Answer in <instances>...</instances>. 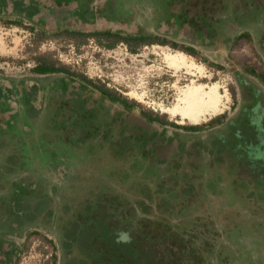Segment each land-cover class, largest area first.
<instances>
[{
	"label": "rangeland",
	"instance_id": "1",
	"mask_svg": "<svg viewBox=\"0 0 264 264\" xmlns=\"http://www.w3.org/2000/svg\"><path fill=\"white\" fill-rule=\"evenodd\" d=\"M208 1L206 5L194 2L192 10L197 16L202 9L217 10L215 16L217 21L215 20L214 24L218 27L215 30L218 29L224 38L226 46L222 48L209 43L205 44L207 47H202L187 40L183 33L178 35L179 43L172 45L170 43L174 41L172 31L159 30L156 26L161 16L166 15L168 8L163 0H142L141 3L132 0L130 6L128 4L129 13L141 23V31L157 30L163 31L166 35L162 43L138 44L136 51H131L126 43L120 41L108 47L106 44L111 38L99 39L92 36L90 34L92 27L89 26L83 27L84 30L81 32L58 29L54 24L63 23L62 17L51 16L50 19L44 17L40 19L42 23L37 24L35 20H38L40 15L36 14L32 20L23 13L10 11L8 3L4 7L0 6V79L6 81L4 84H7V89L14 96L22 95L23 81L28 79L38 80V83L46 88L42 92L44 103L43 105L41 103L40 114L37 117V110L31 105L30 109H26L22 102L19 104L17 102L15 108L0 107V169H11L2 177L1 216L11 212L16 214L17 211L13 209L12 204L15 202V196L21 195L22 201L32 200L30 195L33 197L41 195L40 198L52 195L58 215L61 213V205L71 203V198L81 200L86 197L93 198V195L102 194L104 191L109 198L115 200V203H119L118 210L126 207L128 201L130 204L132 200L154 202L151 197L153 190L157 192V196L160 197L157 200L160 201L161 194L164 193L160 181L177 180V174L168 173L156 164L151 166L145 164L146 156L138 150L139 148L131 147L126 158L115 154L112 149L118 147V137H123L120 136L121 131L117 133L116 138L112 133L113 130L118 131V128L114 127L117 125L115 122L120 120L118 114L114 113L117 109L108 104L97 108L93 115L91 112L81 113V116L89 115L91 119L76 123L64 122L67 117L62 116L63 108L60 106L57 97L59 94L56 91L68 88L67 82L60 81L61 85L56 82L53 87L48 85L58 80L57 77H63L81 86L78 94L86 92L85 89L92 92L93 87L97 85L108 88L116 95H120V98L131 107V112L123 117V124L128 127L133 126L135 117L144 111L164 120L166 123L161 125L165 127L158 125L161 130L178 135L180 140L204 135L209 132L208 129H218L217 122L226 120L234 113L236 98H240L238 74L248 78L245 67L248 69L252 67L253 71L263 74V80H257L255 74L249 76V79L264 89V53L258 46V40L264 30V0H215L211 4ZM20 8L16 10L21 11ZM66 23L65 26L70 24ZM61 26L63 27L59 25ZM116 28H120V24H117ZM241 31L251 35L241 37L239 36ZM180 45L190 48H192L190 45H194L193 50L197 55L186 53ZM39 61L66 67L69 72L36 74L33 68ZM191 94L200 95L192 101L189 100ZM81 100L79 97L74 106L78 107ZM93 102L104 105V102L95 96ZM189 102L195 103V109L185 112L184 109ZM25 116L36 118L28 121ZM107 117L111 123H105ZM216 117L218 120H215ZM23 122L30 123L31 133L25 136L26 138H16V131ZM167 122H173L176 126ZM190 126L202 128L193 129L197 132L190 133V130H187ZM15 129L17 130L14 131ZM70 133L72 136H68ZM83 140L85 141L82 142ZM128 143L120 141L119 147L128 148ZM227 143L222 135L217 134V141L213 146L202 143L201 148L209 153L207 154L209 157L210 154H216L219 159H222L221 154L224 153H229L232 160L235 156L237 158H240L238 155L244 156L235 152L233 147L229 148ZM22 153L27 155L23 156ZM155 156L159 158L157 152ZM208 156L203 157L207 160ZM245 159L241 162L243 163ZM217 161L215 164L206 162L203 168L200 164L199 166L187 164L191 173L198 174L217 167L215 168L217 171L204 179V184L196 182L191 185L187 182L184 169H181L185 166L177 160H171L172 169H181V174H178L181 180L178 186L179 193L178 190L174 191L171 188L166 196L174 203H182V196L195 200L186 210L193 213L192 221L205 223V226H200L210 232L208 251L205 253L211 262H218L220 248L231 246L237 248L238 245H242L239 246V250L242 251L241 264L251 263L248 252L245 251L254 254L256 264H264V187L259 185L253 187L247 180L245 182L239 180L238 167L235 165L230 167L228 163ZM232 162L237 165L236 161ZM258 165H263V162L259 161ZM263 180L264 176L261 182H264ZM13 182L18 185L14 186L16 189L11 188ZM136 182L154 183L150 187L147 184L138 187L145 199L141 193L133 191ZM101 198L93 200L96 209H101L105 205ZM93 202L88 201L83 205L86 206L85 212L94 210ZM38 206H41L40 202ZM147 207L145 206V209ZM21 208L25 209L26 206L21 205ZM62 212L68 213V208L64 206ZM173 212L162 211L160 208L151 213L145 212V215L164 221L173 218L170 215ZM20 213H23L22 210ZM96 218L97 221L91 226L93 233L102 235L106 233L105 229H110L111 221L104 214H97ZM40 222L39 225L27 226L15 233H4L17 252L14 264L61 263L63 255L59 238L60 227L46 224L43 219H40ZM236 229L239 231L240 243H235L236 239H233L234 236L237 237L234 231Z\"/></svg>",
	"mask_w": 264,
	"mask_h": 264
},
{
	"label": "flooded vegetation",
	"instance_id": "2",
	"mask_svg": "<svg viewBox=\"0 0 264 264\" xmlns=\"http://www.w3.org/2000/svg\"><path fill=\"white\" fill-rule=\"evenodd\" d=\"M131 1L132 0H0V6L4 7V5L8 3L10 11L23 13L32 20H34L36 14L40 15L39 19L35 20L37 24H41L42 21L40 19H43L44 17H48L46 19H50L51 16L58 18L62 17L64 19L63 23L56 22L54 25H56L58 29L64 31L81 32L84 30L83 27L89 26L92 27L90 32L92 36H95V34H93L95 31H121L120 33L122 34L137 33L138 35L145 36V39H143L141 43H162L164 38H166L163 31L157 32V28H155L156 32H153L154 30L150 32L141 31V23L137 18L133 17V14H130V10L127 9L128 4L130 6ZM137 1V3H141L140 1L142 0ZM163 1L167 3L166 5L168 8L166 9V15L161 16L156 26L159 30L167 31V29H170L169 31H172L171 35L174 36V41L170 42L172 45H174V43L175 45L179 43L177 40L179 37L178 35L183 33L187 40L193 41L202 47H207V45H205L206 43H209V45H213L214 47L219 46L220 48L226 46L224 38H222V33H220L218 29L215 30L218 28L214 24L217 10L214 11L209 8L203 11L202 9L200 10V13H198V16L192 10L195 6L193 5L194 2L198 1V4L206 5L207 0ZM214 1L215 0H209L208 2L211 4ZM211 6L212 5H210V7ZM18 7H21V11L16 10ZM126 11L128 13H126ZM206 14L208 15L206 16ZM199 17H201V19H199ZM65 21L70 22V24L65 26L64 24H67ZM117 24H120V28H116ZM59 25H63V27H59ZM239 34L241 37L249 34L251 35V33L244 31H241ZM190 46L193 49L194 45ZM258 46L264 53V30L261 32ZM180 47L186 53L197 55L195 52L191 53L188 50H185L190 47L184 45H180ZM214 55L217 57L216 54ZM245 68L247 69L245 74L248 75V78H244L242 74H238L240 98H236L237 103L233 108V115L226 118V120L217 122L218 129H208L209 132L204 135L193 136L185 140H180L181 138L178 135H171L169 132L161 130V127H165V125H161L165 121L160 119L157 115L149 114L148 116H145L139 114L135 117L134 125L128 127L123 124V117H125L126 113L129 111L131 112V107L125 104L124 101V103H122L118 101L110 102L102 100L104 105H98L93 102V91L91 92L88 89H85L86 92L78 94V91L81 88L79 84L73 83L63 77H57L58 80L54 79L55 81L50 83L48 87H53L56 85V82L61 85L60 81L63 80L67 82L68 88L63 90L57 89L56 91V93L58 92L59 94L57 97L60 100V106L63 108L62 116L67 117L64 122L76 123L78 121L91 119L89 115L81 116V113L90 114L91 112L92 114L101 107L112 104V106L117 109L114 113L118 114L117 117L120 119L119 122H115L117 125L114 127L118 128V131L113 130L112 133L114 138H116L117 133L121 131L120 136L123 135V137H118V143L120 144V141L125 142V144L127 141L129 142L127 144L128 148L124 149L119 147L118 144L120 150H116L115 148L112 149L115 154L122 155L126 158L127 153L130 150L129 144H131V147L139 148L138 150H141V152L144 153L146 156V159H144L146 160L145 164L150 166L156 164L157 166L162 167L164 171H168V173L171 172L172 174L174 173V175L177 174V180L160 181V186L164 188V193L161 194L162 198L160 201L157 200L160 198L157 196V192L148 189L149 191H152L151 197L155 200H153L154 202H151V204H156L151 206L154 207V211H157L160 208L162 211H174L173 214H170L173 218L164 221H162V219H156L155 217L154 219L149 218L144 212L145 205L141 204L145 202L139 200H132L130 204V201H128L126 207H121L118 210L119 203H115L113 198H109L105 191L102 194L96 196L93 195V198L86 197L82 200L79 198L77 199L76 197L71 198V203L67 202L64 203L63 206L61 205L60 215L56 213V209L53 205L54 197L52 195L42 197L47 198V200L40 198L41 195L35 197L30 195L32 196V200L30 201H22V195L15 196L16 199L12 204V207L13 209H16V214L11 212L6 216L0 215V264H14L15 256L17 254L9 239L4 236V233H15L24 229V227L39 225L41 223L40 219H43L46 224H50L51 226L58 225L61 229V235L59 238L63 256L60 264H241L240 255H242V251L239 250V246L242 245H238L237 248L233 246L220 248L221 250L218 251L217 255L218 262H211L209 259L210 257L205 253L208 251V236L210 237V232L207 228H205L206 231L204 227L200 226H205V223H200L195 220L192 221L191 218L194 217L193 213L186 210L195 200H190L187 197L182 196V203L178 202V204L177 202L174 203L172 200L168 199L166 195L167 193H170L171 188L174 191L178 190L180 183L179 180H181V176L178 174H181V169H184L185 176L188 178L187 182L191 185L196 184V182L204 184V179H206L210 173L217 171V167H212L211 169H206V171L200 174L194 172L191 173L187 164L190 163L191 165L193 164V166L200 164V167L203 168V165H205L206 162L215 164L218 162L217 160L222 163H228V166L230 167H233L234 165L238 167L239 172L237 173L240 175V177H238L239 180L244 182L247 180L248 184L253 187L258 185L264 187V182H261V179L264 176V89L259 86L257 82L249 79V76L255 74L257 80H263V74L253 71L254 68L252 67L250 69L247 67ZM54 73L58 74L63 72H36V74ZM23 82V91L20 97L12 95L7 89V84H4L6 81L0 79V107L6 106L15 108L17 107V102L18 104L22 102L26 109H30L29 105H31L37 110V117L40 114L39 109L41 103L44 101L42 92H44L45 90L43 89L46 88L43 87L40 82L38 83V80L35 81L28 79ZM94 91L97 90L94 89ZM79 97L83 101L81 100L79 106L75 107L74 102L79 100ZM94 106H97L96 109H93ZM76 109H78V111H76ZM72 110L75 111L71 112ZM36 117L33 116L32 118H26L29 121ZM63 117L61 119L62 121ZM77 118H79V120H76ZM105 123H111V120L107 117L105 118ZM30 127V123L23 122L18 130H14H17L16 138H26L25 136H28L31 133V130H29ZM187 130H190V133L197 132L193 129ZM217 134L222 135L225 141H228L227 144L229 145V148L233 147L235 152L237 151V153L244 154V156L238 155L240 158L235 156L233 159L237 162V165L232 162L233 160L230 158L229 153L221 154L222 160L219 159L216 154H210L211 157H209V153L204 152L203 148H201L202 143L213 146L217 141ZM68 136H72L71 133ZM132 139H135L137 144L130 141ZM192 140L194 142H192ZM185 148H187V150ZM115 150L118 151V153ZM189 151H192L193 153H189ZM155 152H157L159 158H156ZM22 154L25 156L27 155L25 153ZM204 155L208 156L207 160L204 159ZM247 157L249 160H247ZM242 158L245 159L243 161L244 164L241 162L243 160ZM144 160H142L143 163ZM171 160H177L182 163L185 168H181L180 170L172 169ZM259 161L263 162V165L257 166ZM8 169H0V187L2 186L1 182H3L2 177L7 174L6 171ZM205 172L207 173L205 174ZM259 174H261V176ZM190 178L194 180L191 182L190 180L192 179ZM134 184L135 188H133V191L141 193V196L144 199L145 197L141 192L142 190L138 189V187L142 186V184H147L148 187L154 185V183L148 184L146 182H136ZM14 186L18 187V185L13 182L11 188L16 189ZM18 192L21 191L18 190ZM103 196H106V198ZM98 198L105 201V205L102 206L101 209H96L93 202L94 199ZM165 200H167V202ZM88 201L93 202L94 210L87 213L85 212L86 206L83 207V205L88 203ZM39 202L41 203V206H38ZM162 203H165L166 206H163ZM21 205H25L26 208L22 209ZM57 206L59 207V205ZM64 206H66L69 211L66 214L62 212ZM109 207L112 209H109ZM21 210L23 213H20ZM97 214L106 215L107 219H109L112 224H110V229H105L106 233L102 235L94 234L91 227L94 225L95 221H97ZM135 222H140L141 226L136 227L134 224ZM147 225L154 226L148 227ZM131 229L135 230L138 234V238L135 239L130 232ZM234 231L237 237L234 236L233 239H236L234 240L235 243H240L241 240L238 237L239 231L237 229ZM115 240L117 241L116 243ZM136 248L144 253L149 252V249L147 248H150L154 251L156 258L154 260H129L130 251H134ZM228 250L230 252H228ZM245 252H248L251 259L250 264H256L257 259L254 254L250 251Z\"/></svg>",
	"mask_w": 264,
	"mask_h": 264
},
{
	"label": "trees",
	"instance_id": "3",
	"mask_svg": "<svg viewBox=\"0 0 264 264\" xmlns=\"http://www.w3.org/2000/svg\"><path fill=\"white\" fill-rule=\"evenodd\" d=\"M121 32V31H120ZM120 32H110L108 30H103V31H95L93 34H95L96 37H98L99 39L102 38V37H106V38H111L108 43L106 44L108 47H111L113 45H115L117 42L119 41H123L124 43H126L129 48L131 49V51H136V46L138 44H141L142 40L145 39V36H141V35H138L137 33H128V34H122ZM147 37V36H146ZM150 37V36H148ZM100 41V40H99ZM164 41V40H163ZM175 45V43H174ZM187 48V47H186ZM185 50H188L189 52H194L192 48H188V49H185ZM33 70L35 72H38V73H46V72H69V70L66 68V67H62V66H54L50 63H46L44 61H39L33 68ZM90 82V80H88ZM98 89H97V88ZM94 89H96L97 93H95L93 91V96L101 99V100H104V101H118V102H122L126 104V101L122 100V98H120V95H116V93H113L111 90H109L108 88L104 87V86H101V85H97L95 87H93ZM93 89V90H94ZM124 101V102H123ZM143 115L145 116H148L149 114L146 113V112H142ZM215 120H218V117L215 118ZM169 124H172L173 126H176L175 123L173 122H167ZM188 129H198V128H202V126H190V127H187ZM85 140H83L82 142H84ZM132 141L133 143L137 144V142L135 141V139L133 140H130ZM0 146H1V143H0ZM129 147L131 148V144H129ZM116 150H120L119 147H114ZM122 148H124L122 146ZM23 156H25L24 154H22ZM106 198V196H103ZM167 202V200H165ZM142 205H145V206H148L144 211L145 212H154V207H151L152 205L154 204H151V203H141ZM156 205V204H155ZM163 206H166L165 203H162ZM135 226L139 227L141 226V223L140 222H135L134 223ZM130 232L133 234V236L136 238H138V234L135 232L134 229H131ZM135 232V233H134ZM117 241L115 240V243ZM119 243V242H118ZM149 249V252L147 253H144V252H141L139 249H134V251H130V256H129V260H133V261H140L142 259H147V260H154L156 258V255L154 253V251L150 248H147ZM170 253V251H169ZM146 260V261H147ZM153 262V261H152ZM151 262V263H152Z\"/></svg>",
	"mask_w": 264,
	"mask_h": 264
},
{
	"label": "bare ground",
	"instance_id": "4",
	"mask_svg": "<svg viewBox=\"0 0 264 264\" xmlns=\"http://www.w3.org/2000/svg\"><path fill=\"white\" fill-rule=\"evenodd\" d=\"M200 95V94H191V96H189V100L195 101L196 97ZM189 105H186V108L184 109L185 112L187 111H193L195 109V103L194 102H189ZM199 103V102H198Z\"/></svg>",
	"mask_w": 264,
	"mask_h": 264
}]
</instances>
